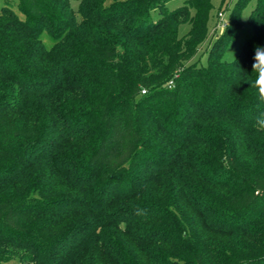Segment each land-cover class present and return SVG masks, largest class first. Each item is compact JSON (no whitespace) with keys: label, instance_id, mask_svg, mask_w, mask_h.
Here are the masks:
<instances>
[{"label":"trees","instance_id":"obj_1","mask_svg":"<svg viewBox=\"0 0 264 264\" xmlns=\"http://www.w3.org/2000/svg\"><path fill=\"white\" fill-rule=\"evenodd\" d=\"M167 1L0 7V262L264 264V0Z\"/></svg>","mask_w":264,"mask_h":264},{"label":"rangeland","instance_id":"obj_2","mask_svg":"<svg viewBox=\"0 0 264 264\" xmlns=\"http://www.w3.org/2000/svg\"><path fill=\"white\" fill-rule=\"evenodd\" d=\"M237 0H211L212 3V9L210 11V16L208 20V31L209 34L206 38V40L200 45V49L198 51V55L200 59H203L205 61L204 56L205 54V48L207 47V44L210 42L211 37H216L219 34H222L224 27H218L217 23L219 21L218 12L223 13V20L225 22L229 21L230 13L232 8L234 7ZM183 3V0H168L166 2V7L168 9H174L175 7L181 5ZM9 4L15 12L21 16V12L18 10L16 5V0H0V7L2 5ZM254 6V0H249L245 5H243L240 9V21H241V27L235 35V37L232 39L228 47L226 48V51L224 55L222 56L225 60H231L233 59L232 53L236 55L242 45V43L251 36L252 29L251 26L248 23V16L251 11V9ZM220 9V10H219ZM160 16V12L158 8H155L151 11V18L157 19ZM188 29L187 24H182L179 28V34L183 35ZM44 43L49 46L51 41L46 36V34L43 36ZM232 52V53H231ZM0 264H19V261L15 258L4 260L0 262Z\"/></svg>","mask_w":264,"mask_h":264},{"label":"clouds","instance_id":"obj_3","mask_svg":"<svg viewBox=\"0 0 264 264\" xmlns=\"http://www.w3.org/2000/svg\"><path fill=\"white\" fill-rule=\"evenodd\" d=\"M232 56L233 60L236 61L234 53H232ZM253 59L254 63L252 65V72L256 74V78L255 81L251 83V87H254L256 89L258 102L264 105V48L258 46L255 49V55ZM253 126L258 131H264V111L258 112L254 117Z\"/></svg>","mask_w":264,"mask_h":264},{"label":"built area","instance_id":"obj_4","mask_svg":"<svg viewBox=\"0 0 264 264\" xmlns=\"http://www.w3.org/2000/svg\"><path fill=\"white\" fill-rule=\"evenodd\" d=\"M218 16H219V21H218V23H217V28L218 27H224L225 25H226V23L227 22H225L224 20H223V13L222 12H218Z\"/></svg>","mask_w":264,"mask_h":264}]
</instances>
